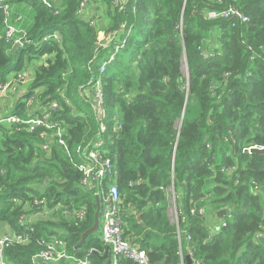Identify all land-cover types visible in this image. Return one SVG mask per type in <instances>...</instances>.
<instances>
[{"label":"trees","instance_id":"1","mask_svg":"<svg viewBox=\"0 0 264 264\" xmlns=\"http://www.w3.org/2000/svg\"><path fill=\"white\" fill-rule=\"evenodd\" d=\"M84 1L10 0L34 13L16 67L0 9V86L12 70L47 58L12 115L30 121L49 113L71 152L41 138L44 128L31 133L26 124L0 125V233L7 227L28 238L10 246L7 261L32 264L39 242L58 238L75 258L105 264L100 255L107 247L98 234L77 248L94 225L99 191L82 186L75 166L77 147L104 135L123 201L124 238L134 234L130 242L147 252L150 264H187L188 248L200 264H264V155L250 151L264 149V0H238L248 23L207 18L229 0H121L118 6L89 0L82 15ZM103 61L109 63L101 73ZM98 81L102 121L94 102ZM173 187L179 230L168 218ZM203 207L206 217L192 214ZM48 212V219L39 216ZM211 212L217 224L207 220ZM118 264L136 263L121 258Z\"/></svg>","mask_w":264,"mask_h":264},{"label":"built area","instance_id":"2","mask_svg":"<svg viewBox=\"0 0 264 264\" xmlns=\"http://www.w3.org/2000/svg\"><path fill=\"white\" fill-rule=\"evenodd\" d=\"M10 0H0V9L5 15V34L4 38L7 43L12 45L19 43L21 46L26 40L27 34L20 40H15L16 28L10 23L11 5ZM121 0H114L115 6L120 5ZM223 0H217V3H222ZM230 4L223 10L207 11L206 16L209 19H232L237 18L245 23H248L250 19L241 12L238 5V0H229ZM90 4L89 0H85L81 3L80 13L82 15L88 9ZM18 21L21 18L17 19ZM124 28V27H123ZM22 42V43H21ZM125 39L122 40L116 48V53L119 50L124 49ZM115 53V54H116ZM113 56L111 57V60ZM109 61H103L100 72L104 73ZM23 79L21 76L20 80ZM95 99L94 102L97 105L98 115L100 121L106 116V110L104 108V102L102 99L101 83L98 81L95 86ZM32 102V100H31ZM52 108H56L53 104ZM0 123L7 125H28V130L33 133L38 128H44L46 131L41 133V138L48 140H57V142L65 148L67 153L71 155L69 147L64 139L65 130L57 123H53L50 120V114L44 113L40 118H35L30 121H23L17 116H11L0 120ZM120 128V127H119ZM106 131L105 123L101 124V133ZM44 149L48 148L47 144L43 145ZM108 144L106 143L104 135H99L94 142H90L86 145H80L76 149V155L79 158V163L75 164L77 169L83 174L82 186L90 190H100L98 195L102 199V213L100 231L101 238L106 247L110 248L113 264H118V260L121 258L128 259L136 264H150V259L147 252L141 248V246L132 243L124 238L123 234V219L121 215V206L123 204L120 190L117 185V173L114 167V163L110 157L107 156ZM258 149V148H252ZM252 149L250 151L252 152ZM107 186L108 191H105L104 186ZM199 212L203 217L207 216V208L203 207L199 210H192V214ZM79 218H84L85 211H79L77 213ZM181 218V211L177 208L176 212V224L179 230V222ZM222 226H226L225 224ZM187 240L190 241L191 237L187 236ZM28 238L24 235L17 234L13 231H1L0 233V264H10L6 258V252L15 242L26 243ZM39 244L42 246L40 250L33 258L32 264H90L89 261L80 260L70 255L67 251L66 244L63 240L58 238H52L51 240H41ZM179 245L181 250V257L184 258L182 252V242L179 232ZM188 255L193 257V252L188 248ZM193 259V258H192ZM193 264H200L199 261L193 259Z\"/></svg>","mask_w":264,"mask_h":264},{"label":"crops","instance_id":"3","mask_svg":"<svg viewBox=\"0 0 264 264\" xmlns=\"http://www.w3.org/2000/svg\"><path fill=\"white\" fill-rule=\"evenodd\" d=\"M31 14H32V22H31ZM21 18L20 21L17 19ZM34 21V13L31 7H29L26 4H14L11 5V15H10V23L16 28L17 32L15 34V40L18 41L21 38H23L28 30L33 25ZM5 32V29H4ZM22 43V42H21ZM23 45L16 43L12 46V57L13 61H18V55L17 51L20 50ZM18 47L19 49L13 53V48ZM47 62V58H40L35 59L30 62V64H27L25 68L21 72H17L16 70H12L11 73L8 75L7 83L0 86V120L11 117L13 114V111L15 110L17 104L19 101L24 97V95L30 90L32 87V84L35 79L36 70L42 66L45 65ZM16 67V65H14ZM21 76H23V79L20 80ZM29 104H33V101H29ZM0 125H7L4 123H0ZM9 126V125H7ZM5 135L4 129L0 126V147L2 146L3 138ZM173 191H169L168 194V218L170 219L171 223L173 225H176L175 218L173 217L172 209H174V205L176 204V193L174 190V187L172 188ZM172 198H174V204L172 202ZM173 205V206H172ZM176 211H177V205H176ZM137 219L140 221V216H137ZM174 219V221H173ZM214 222V221H212ZM218 221H216L215 224H217ZM126 226V224H125ZM4 230L10 231L7 227ZM3 230V231H4ZM126 232H129V227L126 226L125 228ZM128 241L136 240V237L134 234L130 233L126 236ZM105 246V245H104ZM106 247V246H105ZM112 258V256H111Z\"/></svg>","mask_w":264,"mask_h":264},{"label":"water","instance_id":"4","mask_svg":"<svg viewBox=\"0 0 264 264\" xmlns=\"http://www.w3.org/2000/svg\"><path fill=\"white\" fill-rule=\"evenodd\" d=\"M18 49H19L18 47L13 48V53H15ZM252 152L257 153L259 155H264V149H252ZM96 201H97V209L95 213L94 225L83 234L82 240L77 246V248H81L86 243L87 239L90 236L97 235L100 231L101 213H102V199L100 195H96ZM225 214L226 211L219 212L218 218L222 219ZM92 253L98 254L96 251H92ZM100 258L103 260V262H105V264H113V259L111 258V252L109 247H107L104 255H100ZM186 261L187 264H193V259L191 258V256H187Z\"/></svg>","mask_w":264,"mask_h":264},{"label":"rangeland","instance_id":"5","mask_svg":"<svg viewBox=\"0 0 264 264\" xmlns=\"http://www.w3.org/2000/svg\"><path fill=\"white\" fill-rule=\"evenodd\" d=\"M94 11H97V9L94 8ZM99 21H100V23H101V19H100V17H99ZM31 22H32V14H31ZM90 22H91V21H90ZM16 63H17V62H14V61H13V66H12V67H14V65H16ZM183 73H184L185 77L188 76V70H187V66H186V64L184 65ZM99 191H100V190H99ZM171 191H173V190L171 189ZM171 191H170V193H171ZM175 197H176V195H175ZM173 201H174V198H172V202H173ZM173 204H174V202H173ZM172 206H173V205H172ZM176 212H177V211H176V204H175V205H174V209H172V213H173V217L175 218V221H176ZM51 214H52L51 212H48V213H42V214H40L39 216L44 217V219H48V218L50 217ZM48 215H49V216H48ZM32 220H35V216L32 217ZM207 220H208L209 222L214 221L213 223H216L217 218L214 216L213 212H211V213L208 215ZM173 221H174V219H173ZM123 222H124V219H123ZM124 223H125V222H124ZM96 237H98V238L101 237V231H99V233H98V235H97Z\"/></svg>","mask_w":264,"mask_h":264}]
</instances>
